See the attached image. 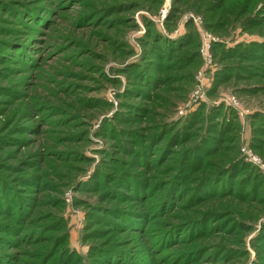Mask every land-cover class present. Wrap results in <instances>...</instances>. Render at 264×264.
I'll return each mask as SVG.
<instances>
[{
    "label": "rangeland",
    "instance_id": "374dc122",
    "mask_svg": "<svg viewBox=\"0 0 264 264\" xmlns=\"http://www.w3.org/2000/svg\"><path fill=\"white\" fill-rule=\"evenodd\" d=\"M0 264H264V0H0Z\"/></svg>",
    "mask_w": 264,
    "mask_h": 264
}]
</instances>
